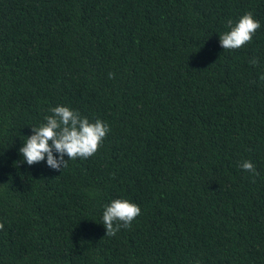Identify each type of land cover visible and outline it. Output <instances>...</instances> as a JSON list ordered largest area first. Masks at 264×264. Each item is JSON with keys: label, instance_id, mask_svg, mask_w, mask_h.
<instances>
[{"label": "trees", "instance_id": "1", "mask_svg": "<svg viewBox=\"0 0 264 264\" xmlns=\"http://www.w3.org/2000/svg\"><path fill=\"white\" fill-rule=\"evenodd\" d=\"M245 12L260 28L223 50ZM262 72L264 0H0V264H264ZM57 104L110 131L61 170L23 163ZM117 197L141 211L108 236Z\"/></svg>", "mask_w": 264, "mask_h": 264}, {"label": "clouds", "instance_id": "2", "mask_svg": "<svg viewBox=\"0 0 264 264\" xmlns=\"http://www.w3.org/2000/svg\"><path fill=\"white\" fill-rule=\"evenodd\" d=\"M224 24L226 30L218 35V43L223 50L238 49L251 42L261 26L251 12H245L235 20L228 18ZM248 63L255 67L258 59L253 57ZM259 79L264 81V72L259 75ZM47 111L49 114L43 117L41 123L29 127L31 134L24 137L18 149L23 163L29 166L43 161L48 168L61 170L69 160L86 159L95 154L110 131L106 121L100 118L90 120L79 110L67 105L50 106ZM239 167L252 175L258 174L251 160H243ZM89 196L94 198L95 193L89 192ZM140 211L139 205L127 198L110 199L102 205L100 213L105 235L115 236L121 229L129 228ZM2 227L3 224H0Z\"/></svg>", "mask_w": 264, "mask_h": 264}]
</instances>
